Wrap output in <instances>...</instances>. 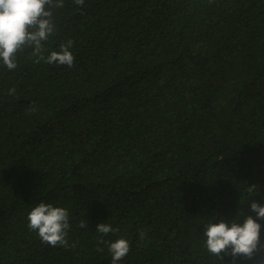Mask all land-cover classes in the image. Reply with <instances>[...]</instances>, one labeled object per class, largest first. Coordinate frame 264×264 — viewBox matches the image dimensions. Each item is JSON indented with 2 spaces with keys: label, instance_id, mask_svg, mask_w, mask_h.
<instances>
[{
  "label": "trees",
  "instance_id": "trees-1",
  "mask_svg": "<svg viewBox=\"0 0 264 264\" xmlns=\"http://www.w3.org/2000/svg\"><path fill=\"white\" fill-rule=\"evenodd\" d=\"M53 19L45 49L71 40V67L30 48L0 67V264H110L116 237L119 264H232L203 226L264 203V0H63ZM40 201L68 209L66 245L27 227Z\"/></svg>",
  "mask_w": 264,
  "mask_h": 264
},
{
  "label": "clouds",
  "instance_id": "clouds-1",
  "mask_svg": "<svg viewBox=\"0 0 264 264\" xmlns=\"http://www.w3.org/2000/svg\"><path fill=\"white\" fill-rule=\"evenodd\" d=\"M82 5L84 0H74ZM63 7V0H0V67H17V53L30 48L31 55L49 64L72 66L74 57L71 40L60 44L57 50H46L45 42L55 32L53 10ZM14 91L13 89L9 90ZM27 227L34 230L43 242L52 246L66 245L69 225L68 209L50 202L40 201L27 213ZM80 223V227H84ZM264 228V203L251 200L248 212L231 217L218 216L203 226L205 249L219 260L223 255L252 260L261 251V230ZM102 235L117 230L109 223L96 224ZM101 243L105 241L101 240ZM110 264H119L130 250L124 237L106 241Z\"/></svg>",
  "mask_w": 264,
  "mask_h": 264
}]
</instances>
